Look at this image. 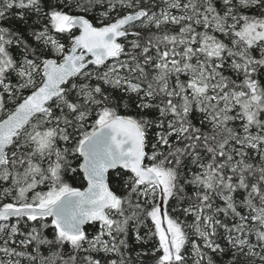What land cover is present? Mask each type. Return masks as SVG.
I'll return each instance as SVG.
<instances>
[{"label": "snow or ice", "instance_id": "6c2138e0", "mask_svg": "<svg viewBox=\"0 0 264 264\" xmlns=\"http://www.w3.org/2000/svg\"><path fill=\"white\" fill-rule=\"evenodd\" d=\"M0 264H264V0H0Z\"/></svg>", "mask_w": 264, "mask_h": 264}]
</instances>
